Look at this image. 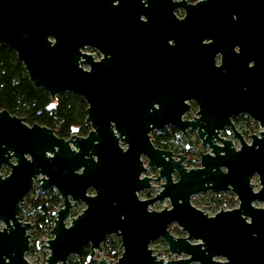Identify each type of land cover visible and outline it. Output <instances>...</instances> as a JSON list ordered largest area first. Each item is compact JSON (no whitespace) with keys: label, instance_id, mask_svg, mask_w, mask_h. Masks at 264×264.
Returning a JSON list of instances; mask_svg holds the SVG:
<instances>
[{"label":"water","instance_id":"95a60500","mask_svg":"<svg viewBox=\"0 0 264 264\" xmlns=\"http://www.w3.org/2000/svg\"><path fill=\"white\" fill-rule=\"evenodd\" d=\"M143 7L193 8L205 21L224 22L219 92L159 95L139 77L148 63L139 60L138 48L154 38L143 36L137 20L123 30L110 24L113 9ZM0 43L51 100L61 93L81 97L91 129L64 140L0 111V169H10L0 176V264H30V224L18 214L34 182L41 193L54 189L62 200L52 238L40 246L48 251L45 264H67L70 256L90 260L111 236L119 238L121 255L97 264H264V0H0ZM121 44L124 53L108 58L111 46ZM85 47L103 58L95 62ZM191 99L198 104L196 117L182 120ZM239 115L260 129L249 143L231 122ZM167 126L186 139V148L193 146L188 131H195L209 149L198 168L187 169L184 156L154 147L150 133ZM225 127L238 148L219 137ZM147 168L157 177L145 176ZM152 183H161L156 195L139 199ZM207 193H231L238 206L208 216L205 207L191 204ZM165 201L169 208L150 210ZM74 203L84 209L70 217ZM173 225L185 237L173 236ZM157 240L179 259L154 254L150 245Z\"/></svg>","mask_w":264,"mask_h":264},{"label":"flooded vegetation","instance_id":"af4514ba","mask_svg":"<svg viewBox=\"0 0 264 264\" xmlns=\"http://www.w3.org/2000/svg\"><path fill=\"white\" fill-rule=\"evenodd\" d=\"M171 1L175 2L176 0H171ZM185 1L187 2V4H191V5L198 2V0H185ZM111 12L115 13V15L111 16L110 25L113 28H117L118 30H123L128 28L133 23H137V22H131L132 20H137L139 22L138 24H136V26L138 28L141 27V29L144 30L143 36L154 38L155 41L153 44L146 42L145 44L142 45V48L140 49L138 48V50L142 52L141 57L139 56L140 58L139 60L148 63L145 68V71H140L141 76L139 75V77L141 79L147 80L148 85L151 86V90L154 93L159 95L180 94V95L192 96V95L213 94L219 92L220 90L219 86L221 85L223 79L220 75V71L219 70L217 71L216 68H220L223 59L224 46L222 45V39L225 34V29H224L225 24H223L224 22L217 23L214 22V20L205 21L200 15L201 12L195 11L193 8L143 7L136 9H129V8L113 9ZM233 20H236L235 16H233ZM121 37L123 38V35ZM216 40L218 41V43ZM238 49H239L238 46H235L233 48L234 52H237ZM123 50H125L124 44H121V46L119 47L112 45L111 53L109 54L108 58H110L111 54L115 56L124 53ZM83 51H90L91 56L95 62L100 61L103 58V55L96 48L85 47L84 50H82V52ZM139 51L137 52L139 53ZM250 65H252V63ZM87 68H88L87 66H83V69H87ZM185 104L188 106V109L185 111L181 119L192 121L196 117V113L198 111V104L194 99L185 101ZM155 108H158V106L156 105ZM246 118L248 117L245 115L233 116L231 117V122L234 125L236 131L239 133V135H241L243 140L244 137L247 136L250 142V136L254 135L252 134V132L255 129L252 132L250 130L248 132L247 131L239 132L238 130V128L240 129V125H241L240 123L243 122V120L246 122V124H248ZM251 123H255V122L251 120ZM85 124L89 127V131L87 132L88 134L91 129L86 122ZM170 128L173 129L171 126H167L164 129H170ZM161 130H157V131H161ZM157 131H153L150 133V139L152 137V134H154V132ZM53 134L57 138L64 140H68L73 136H78V137L87 136V134L85 136L80 135L78 133V129H72L71 134L67 138L59 137L55 131H53ZM188 135L191 142L193 143V146L190 148L195 149L198 147L201 150L203 147L200 145V140L197 136V133L195 131H188ZM219 137L227 141H231V143L235 148L239 147V146L237 147L235 146L234 143L237 141L239 144V141L238 139L234 138L233 132L229 127L223 128L219 132ZM177 138L180 141H185L187 143L186 139L183 138L181 134L176 131L171 141L175 143ZM190 148H186L185 146L184 148L185 153L184 155H181L185 157V160L189 159V157H186V155H189L190 152L188 150ZM205 149H206L205 153H208L209 149L207 147H205ZM163 151H167V150H163ZM168 152H170L174 157L180 155L177 153H173L171 151ZM202 152L203 151H200L199 156H201V154H205ZM196 167L198 168L199 166ZM153 170L156 172L155 169ZM9 171L10 169L6 165H3L0 169V176L2 177L7 176L9 174ZM255 179L257 180V177H253L251 184L255 185L253 183ZM34 184L36 183L34 182ZM155 184L157 183H152L151 189L142 191V192H147L148 197L146 199L153 198L156 195L157 187L155 186ZM160 184L161 183H159V185ZM259 187L260 186L258 185L257 188L259 189ZM32 188H34V185ZM257 188L255 185V189H254L255 192L258 191ZM149 191H153V194L149 193ZM209 194L210 193L204 195L208 196ZM226 194L230 195L231 193H220V194L210 195V197L212 198L211 201H213V205L216 204L217 207H220V203L216 202V200L225 202L227 200L225 199ZM222 198H224V200ZM146 199H141V200H146ZM151 206H150V210H153ZM199 210H204V209H199ZM217 212H215L213 215H215ZM205 213L207 214L206 211ZM213 215L208 214V216H213ZM92 259L93 258L87 260L86 258L87 262L92 261Z\"/></svg>","mask_w":264,"mask_h":264},{"label":"trees","instance_id":"16d2710c","mask_svg":"<svg viewBox=\"0 0 264 264\" xmlns=\"http://www.w3.org/2000/svg\"><path fill=\"white\" fill-rule=\"evenodd\" d=\"M52 106V107H50ZM86 104L83 99L73 93H61L55 100H51L43 89L34 88L28 81L22 64L17 60L13 51L0 43V111H7L13 116L23 119L28 126L34 124L47 127L56 132L61 138H67L72 129H78V133L85 136L89 131L86 122ZM249 130L252 132L257 125L246 118ZM176 131L164 129L152 134V142L158 149L171 151L177 154L185 153L184 148L176 149L171 139ZM186 155V154H185ZM199 166V165H197ZM34 191L36 196L30 198V192ZM24 202L20 206L19 218L24 220L23 211L30 207L33 211V222L36 233L31 235L35 241L42 238V228L48 227L51 231L54 220V213L62 201L58 194L49 196L42 194L38 188H32ZM226 206L228 201H218ZM32 234V233H31ZM120 242L116 246L103 247L107 252L105 259L116 262L121 254H117ZM36 248V247H35ZM85 264H97L94 261Z\"/></svg>","mask_w":264,"mask_h":264},{"label":"rangeland","instance_id":"374dc122","mask_svg":"<svg viewBox=\"0 0 264 264\" xmlns=\"http://www.w3.org/2000/svg\"><path fill=\"white\" fill-rule=\"evenodd\" d=\"M86 53V52H83ZM240 129L238 128L239 132H248L249 128L248 125L246 124V122L243 120V122L240 123ZM242 130V131H240ZM259 128H255V130L252 132V134H256L257 132H259ZM193 140V139H192ZM245 142L249 143V138L247 136L244 137ZM235 146H239L238 142L236 141ZM174 146L176 149H181V148H185L186 146V142L185 141H180L178 138L176 140V142L174 143ZM199 146V144H198ZM179 147V148H178ZM202 148V147H201ZM203 149V150H202ZM201 150L197 147L195 149H189L188 151L190 152L189 155H186V157H189V159L185 160L184 165L186 168H190V167H194L197 168L196 166L199 164L200 161V156L199 153L200 151H203L202 153H205V147H203ZM183 155V154H180ZM190 160V161H189ZM146 166V164H145ZM145 176L150 177V178H156L157 177V173L153 170V168H147V173L145 174ZM162 182V181H161ZM253 183L256 185V188L258 186V182L255 179L253 181ZM159 183L155 184L156 187H158ZM34 188H38L37 184H34ZM258 189V188H257ZM155 192V191H154ZM149 193L153 194V191H149ZM42 194H47L49 196H54L55 194H57V192L53 189H50ZM210 195H212L211 193L207 196V195H198L192 198L191 203L193 206H195L196 208L202 209L203 207H205V211L207 212V214L209 215H213L215 212L223 209V210H232L234 208L237 207L238 203L235 199V197L233 195H229L226 194L225 195V199H227L228 204L225 206H221L217 207L216 204L213 205V201L212 198L210 197ZM36 196V193L34 191L30 192V198H33ZM147 196V192H141L139 194V198L140 199H146ZM60 198V197H59ZM224 200V198H222ZM61 200V198H60ZM169 207L168 201L165 202L163 205H159V204H154L152 207L153 210L158 211L161 210L163 207ZM255 206L257 207H262L261 204H256ZM84 209V205L82 203L79 204H74L73 208L71 209V215L70 217H76L82 210ZM23 213L25 214L24 216V220H22L23 222H26L28 224H30V229L28 231V234L30 236L29 239V250L27 251L25 258L26 260L30 263V264H45V260L48 256V251L44 248H40V246H43L46 244V241L51 239L52 236L50 234V232H48V227H43L42 228V238L38 239V240H34L35 237L31 236L33 234L36 233V227L35 224L32 220L33 218V211L31 210V208L28 206L25 208V210L23 211ZM170 232L173 236L175 237H185V233L181 232L180 229L178 227H176L175 225L171 226ZM32 233V234H31ZM38 244V248L37 249V245ZM119 243V238L115 237V236H111L106 242L103 243V247L105 246H109L111 247L112 245L116 246V244ZM36 247V248H35ZM150 248L153 250L154 254H158L160 258H163L164 260H175L177 259L176 256H170L169 253L167 252V246L165 244V242L163 240H157L156 242H154L153 244H151ZM117 254H121V250L118 249L116 250ZM107 254V252L103 251V253L100 255L97 252H95V255L92 259V261H94L95 263L98 262L100 260V258H105V255ZM86 255L78 257V256H70L69 259L67 260V264H85L83 261L85 260ZM119 258V257H118Z\"/></svg>","mask_w":264,"mask_h":264},{"label":"built area","instance_id":"2783aa9c","mask_svg":"<svg viewBox=\"0 0 264 264\" xmlns=\"http://www.w3.org/2000/svg\"><path fill=\"white\" fill-rule=\"evenodd\" d=\"M83 52H86L87 54H89V55H91V52L90 51H83ZM191 168H193L194 169V167H190V168H187V169H191ZM235 197V196H234ZM236 199V198H235ZM237 201V200H236ZM168 252V251H167ZM170 255V254H169ZM170 256H172V255H170ZM173 257V256H172ZM177 257V256H176ZM160 258V257H159ZM163 259V258H162ZM177 259H179L178 257H177ZM177 259H175V260H177ZM165 261H167V260H165Z\"/></svg>","mask_w":264,"mask_h":264}]
</instances>
